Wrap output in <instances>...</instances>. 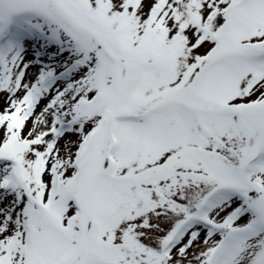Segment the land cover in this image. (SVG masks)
Listing matches in <instances>:
<instances>
[{"label": "snow or ice", "instance_id": "1", "mask_svg": "<svg viewBox=\"0 0 264 264\" xmlns=\"http://www.w3.org/2000/svg\"><path fill=\"white\" fill-rule=\"evenodd\" d=\"M0 264H264V0H0Z\"/></svg>", "mask_w": 264, "mask_h": 264}]
</instances>
